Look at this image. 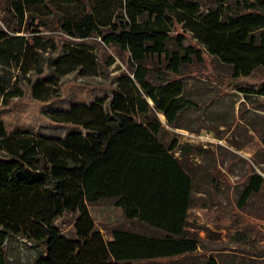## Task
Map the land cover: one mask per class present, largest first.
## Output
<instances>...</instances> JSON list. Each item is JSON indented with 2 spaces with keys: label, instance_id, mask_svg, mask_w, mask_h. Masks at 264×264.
<instances>
[{
  "label": "trees",
  "instance_id": "trees-1",
  "mask_svg": "<svg viewBox=\"0 0 264 264\" xmlns=\"http://www.w3.org/2000/svg\"><path fill=\"white\" fill-rule=\"evenodd\" d=\"M12 1L16 10L40 7L56 14L58 8L64 15L52 24L55 31L78 46L93 47L98 39L126 53L129 67L114 77L112 88L86 95L80 90L60 96L58 87L59 95L39 100L31 91L41 113L34 124L0 118V264H11L7 242L17 238L37 251L30 264H220L198 255L199 242L185 233L195 178L186 158L193 148L169 137L157 114L167 127L178 128L185 107L178 97L182 70L203 65L205 56L230 67L234 79L264 69V0ZM74 1L80 14L67 8ZM0 21V66L17 68L34 38L13 37L19 29L1 14ZM177 27L181 34H173ZM173 40L175 49L169 48ZM56 55L63 59L62 46ZM155 66L171 80L152 83ZM236 86L245 97H264V80ZM263 184L250 175L238 208ZM112 199L126 220L157 232L114 228L104 238L89 207Z\"/></svg>",
  "mask_w": 264,
  "mask_h": 264
},
{
  "label": "rangeland",
  "instance_id": "rangeland-1",
  "mask_svg": "<svg viewBox=\"0 0 264 264\" xmlns=\"http://www.w3.org/2000/svg\"><path fill=\"white\" fill-rule=\"evenodd\" d=\"M111 6L119 15V3L114 1ZM67 8L73 15L81 12L75 1ZM55 9L56 14H46L40 7L16 10L12 0H0L1 16L19 29L12 36L34 38V44L24 49L19 67L0 66V118L7 123L18 119L17 123L34 124L40 119V103L32 100L31 91L39 100L59 95L58 87L60 96L65 91L80 90L86 95L91 89L112 88L114 77L128 70L126 53L105 47L98 39L93 47L78 46L79 41L55 31L52 24L64 15ZM175 33L182 31L177 27ZM54 44L62 46V60L57 59ZM188 44V40L183 42ZM169 48H176L174 40ZM109 58L113 62L106 65ZM204 58L203 65L182 70L179 82L183 90L178 97L185 107L177 118L178 128L167 127L163 115L157 114L169 137L193 148L186 158L195 178L185 233L199 242L198 255L214 256L220 264H264V184L238 208L248 177L256 174L264 179V97H245L236 86L263 81L264 69L258 68L250 78L234 79L230 67ZM164 71L155 66L150 71L151 82H169L171 78ZM47 73L50 76L43 79ZM205 135L209 141L200 138ZM89 210L104 238L114 228L147 236L157 232L136 220H126L114 199L98 201ZM65 219L71 222L73 216ZM67 230L71 227H65L64 232ZM7 248L11 264H30L37 254L31 244L19 238L7 242Z\"/></svg>",
  "mask_w": 264,
  "mask_h": 264
},
{
  "label": "built area",
  "instance_id": "built-area-1",
  "mask_svg": "<svg viewBox=\"0 0 264 264\" xmlns=\"http://www.w3.org/2000/svg\"><path fill=\"white\" fill-rule=\"evenodd\" d=\"M203 141H209V136L205 135L204 137H200Z\"/></svg>",
  "mask_w": 264,
  "mask_h": 264
}]
</instances>
